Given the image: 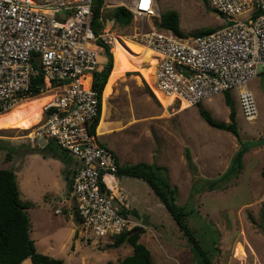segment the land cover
<instances>
[{"label": "rangeland", "instance_id": "rangeland-1", "mask_svg": "<svg viewBox=\"0 0 264 264\" xmlns=\"http://www.w3.org/2000/svg\"><path fill=\"white\" fill-rule=\"evenodd\" d=\"M156 2L160 14L169 10L177 13L185 37L206 29L216 31L227 25L204 0ZM105 4L103 32L116 36L120 46L129 49L123 38L135 42L152 28L158 29V18L132 19L126 27L110 19L115 7H124L130 0H105ZM113 4L116 5L113 7ZM113 47V67L102 95V127L109 131L99 136L98 141L113 152L120 166L144 163L165 169L162 175L175 192L176 204L188 213V227L202 249L212 254V264H264L262 76L258 75L247 84L257 109L255 120L247 122L241 114L237 90L216 95L193 107L159 99L153 85L154 70L152 66L145 69L142 65L149 57L131 67ZM98 63L104 65L103 56L98 57ZM47 96L44 94L36 99ZM225 96L232 100L240 139L243 142L263 140V145L251 147L243 156L240 172L209 191L206 182L226 170L239 142L232 134L209 127L199 110L207 111L217 122L228 121L230 108L225 104ZM40 117L41 111L19 125H0V169H11L15 173L20 200L27 205L31 220L30 238L38 248L45 246V255L63 264H118L131 254L128 244L114 247L111 239H90L84 243L73 209L69 207V213L64 214V205L70 202L69 193L67 197L60 193L64 189L61 175L64 164L42 150L46 143L41 138H32L34 129H28ZM27 149L35 152L24 155ZM187 152L193 164L188 162ZM7 154L10 155L8 159ZM55 161L62 165L61 171ZM115 183L120 194L113 204L119 207L120 201V210L126 212L128 220L141 225L144 232L139 243L149 250L153 264H196L189 243L149 185L121 174L115 175ZM55 210L62 213L55 214ZM22 264L32 263L26 260Z\"/></svg>", "mask_w": 264, "mask_h": 264}, {"label": "built area", "instance_id": "built-area-1", "mask_svg": "<svg viewBox=\"0 0 264 264\" xmlns=\"http://www.w3.org/2000/svg\"><path fill=\"white\" fill-rule=\"evenodd\" d=\"M204 1L225 19L224 28L182 38L152 28L135 42L155 53L153 85L161 93L193 107L235 89L243 118L252 122L257 109L247 84L258 75L264 81V0ZM91 2L0 0V115L30 100L34 88L39 89L38 97H52L32 127V138L54 141L79 163L71 179L69 206L84 243L114 241L141 228L123 214L120 201L114 206L120 194L115 183L119 164L99 143L96 131L90 133L99 112L92 81L85 82L87 75L100 72L93 44L99 38L114 45L107 32L98 37L92 32ZM124 7L135 20L160 18L156 0H130ZM40 77L42 86H34Z\"/></svg>", "mask_w": 264, "mask_h": 264}, {"label": "trees", "instance_id": "trees-1", "mask_svg": "<svg viewBox=\"0 0 264 264\" xmlns=\"http://www.w3.org/2000/svg\"><path fill=\"white\" fill-rule=\"evenodd\" d=\"M103 6L104 0H92L91 2L92 15L90 26L96 37L103 32ZM110 17L111 20L121 27L128 26L132 21V14L123 6L115 7ZM157 26L161 29L171 31L177 37H185L179 26L178 15L174 11L169 10L160 14V20ZM212 32L213 30L206 29L192 36H201ZM94 49L99 55L103 56L104 66L100 72H94L92 75V88L97 92L99 99L98 117L90 127V133L93 135L95 134L100 119L103 91L113 67V56L109 45L98 38L94 43ZM88 81L89 78H87L85 82ZM42 84L43 79L41 77L35 79L33 82L34 86H42ZM32 92L31 99H36L39 95V89L34 88ZM226 93L227 92L223 94ZM225 104L230 108L228 123L217 122L207 111L199 110L200 116L209 127L228 132L239 142V149L233 155L226 171L218 178L206 182L209 191L217 188L240 172L242 169V157L246 151L251 147L263 145V140L243 142L240 139L238 126L235 120L236 113L229 96H225ZM0 149H2L1 144ZM42 150L49 152L52 155L51 157L60 160L64 164L65 169L62 171V174L70 186L71 177L78 167V164L73 168L72 172H69L67 167L69 168L71 165V157L67 152L61 150L54 141H49ZM13 151L11 150V152ZM31 152H35L34 149H27L24 155L30 154ZM186 156L188 162L193 164L188 152ZM8 158H10L9 154L6 155V159ZM164 170L165 169L161 167L139 163L131 166H120L117 174L145 181L172 217L180 233L189 243L196 264H212V254L202 249L200 241L193 235L191 229L188 227L186 222L188 213L176 204L175 192L171 189L168 181L162 175ZM261 175L264 178V169ZM26 209L27 205L20 200L14 171L11 169H0V264H22L26 259H29L32 264H63L59 259L51 258L36 251L34 242L29 236L31 225ZM123 214H126V212H123ZM261 216L262 219H264V211L261 213ZM143 232L144 230L142 228H137L128 233L119 235L114 240V247L128 244L132 249L131 255L123 258L118 264H153L149 250L143 244L139 243L140 235ZM107 264L112 263L109 262Z\"/></svg>", "mask_w": 264, "mask_h": 264}, {"label": "bare ground", "instance_id": "bare-ground-1", "mask_svg": "<svg viewBox=\"0 0 264 264\" xmlns=\"http://www.w3.org/2000/svg\"><path fill=\"white\" fill-rule=\"evenodd\" d=\"M116 40L118 41L117 37L116 36H113L114 46L117 43ZM123 41L128 46H130L131 44L138 45L145 52H147L150 55V57L147 60V63H149V62L152 61L153 62V65H151V66H152V68L154 70V64H155V60H156L155 59L156 58V55H155V53L151 49H149V48H147V47H145L143 45H140V44H138L136 42H132L130 40H127L125 38H123ZM118 44L115 46L116 50L117 49L121 50L127 57L131 58L132 56L128 53V51L126 49H124V48H121V46H119ZM154 88H156V87H154ZM156 90H157L156 91L157 92L156 95H157V97L159 99H166L168 102L170 100H175V98L173 96L164 95L157 88H156ZM51 99H52V97L48 95L47 97H42V98L34 99L32 101L24 102V103L18 105L17 107L9 110L8 112L0 115V125L1 126H6V125H8V126H16V125H19L20 123L24 122L26 119H28L30 117L37 116V114L40 111H42V108L47 103H49L51 101ZM181 105H183L185 107H188L184 102H182ZM37 123H35L34 125H36ZM34 125H32L31 127H29L28 129L31 130Z\"/></svg>", "mask_w": 264, "mask_h": 264}, {"label": "crops", "instance_id": "crops-1", "mask_svg": "<svg viewBox=\"0 0 264 264\" xmlns=\"http://www.w3.org/2000/svg\"><path fill=\"white\" fill-rule=\"evenodd\" d=\"M104 4H105V0H104ZM116 4H113V7L115 6ZM156 5H157V2H156ZM106 7V4L104 5V7L103 8H105ZM158 8V7H157ZM159 20H160V18H159ZM159 22V21H158ZM158 27V26H157ZM158 29H161V28H159L158 27ZM117 41V40H116ZM119 43V41H117V43L115 44V46L117 45ZM119 45V44H118ZM114 46V47H115ZM120 46V45H119ZM114 47H113V49H114ZM122 48H124V49H126L127 51H128V53L132 56L131 58H129V57H127L125 54V56L121 53V52H119L118 50L119 49H117V50H114L116 53H118V55L119 54H121L128 62H129V64H130V66L131 67H134V65L136 64V63H138V62H140L141 60L142 61H144V59H146V57H150V55L147 53V52H145L141 47H139L138 45H134V44H131L130 45V48L129 49H127V48H125L124 46H121ZM100 57H101V55H99ZM124 59V60H125ZM103 66L104 65H100V69H99V71H101L102 69H103ZM136 68L138 69V68H140V67H138V66H136ZM146 69V68H145ZM87 78H89V81H92V76L91 75H87L86 77H85V80L87 79ZM149 78V76H147V79ZM150 92V91H149ZM113 94H114V92H113ZM154 94V93H153ZM108 96H106V98H107ZM105 98V99H106ZM104 99V100H105ZM104 100H103V103H104ZM29 101V100H28ZM171 101V100H170ZM209 101V100H208ZM108 103V102H107ZM157 103H155V105H156ZM180 104V103H179ZM181 105V104H180ZM157 107H158V104L156 105ZM107 107V112H108V106H106ZM168 107H170V106H168ZM167 107V108H168ZM163 110H166V109H163ZM230 112V111H229ZM166 113H167V110H166ZM102 114H103V104H102V99H101V107H100V119H99V123H98V126L96 127V135L99 137V136H101V135H103L104 133H107L109 130H108V128H107V130H106V128H103L102 127ZM106 117H107V115H106ZM106 121V120H105ZM229 122V119H228V121H226V122H224V123H228ZM122 127H124V126H120L119 128H122ZM118 128V129H119ZM240 135V134H239ZM251 142V141H250ZM100 143V142H99ZM101 144V143H100ZM101 145H103V144H101ZM104 147H107V146H105V145H103ZM108 148V147H107ZM109 149V148H108ZM239 149V148H238ZM237 152V151H236ZM235 152V153H236ZM234 153V154H235ZM245 153H247V151L245 152ZM68 154V153H67ZM27 155V154H26ZM69 155V154H68ZM245 155V154H244ZM243 155V156H244ZM69 156H71V155H69ZM52 158V157H51ZM52 159H54V160H56L57 162H58V159H56V158H52ZM55 161V163H57ZM242 162H243V157H242ZM78 164V166H79V163L78 162H74V161H72L71 160V165H70V167L68 168L67 167V170H69V172H72V170H73V168L76 166ZM119 164V163H118ZM230 164V163H229ZM57 166H58V169L61 171V169H62V165H58V163H57ZM229 166V165H228ZM119 167H120V165H119ZM65 168V166H63V169ZM228 168V167H227ZM226 168V169H227ZM226 171V170H225ZM224 171V172H225ZM223 172V173H224ZM222 173V174H223ZM221 174V175H222ZM61 175H62V177H63V180H64V189L62 188V192H60V193H63V195H64V197H67L66 196V194L67 193H69L70 192V186H69V184L66 182V180H65V178H64V176H63V174H62V171H61ZM221 175H219V176H221ZM218 176V177H219ZM217 177V178H218ZM71 179H72V177H71ZM62 195V196H63ZM69 195V194H68ZM69 207H71V206H69V205H64V214H68L69 213ZM74 211V210H73ZM75 219L77 220V218L75 217ZM30 220V219H29ZM77 223H78V220H77ZM30 224H31V220H30ZM72 231V230H71ZM79 233V232H78ZM32 240V239H31ZM33 242H34V240H33ZM34 245H35V249H36V251H38V253H40V254H42V253H44L43 255H45V252L43 251V249L45 248V246H39V248L37 247V245H36V242H34ZM37 247V248H36ZM131 253H132V249H131ZM131 255V254H130ZM47 256V255H46ZM125 258V257H124ZM26 260H29V259H26ZM25 260V261H26ZM30 261V260H29ZM121 261V260H120ZM23 263V262H22Z\"/></svg>", "mask_w": 264, "mask_h": 264}, {"label": "snow or ice", "instance_id": "snow-or-ice-1", "mask_svg": "<svg viewBox=\"0 0 264 264\" xmlns=\"http://www.w3.org/2000/svg\"><path fill=\"white\" fill-rule=\"evenodd\" d=\"M143 6V5H142Z\"/></svg>", "mask_w": 264, "mask_h": 264}]
</instances>
